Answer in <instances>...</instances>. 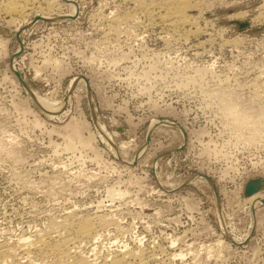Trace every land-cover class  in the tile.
Instances as JSON below:
<instances>
[{
	"label": "rangeland",
	"instance_id": "rangeland-1",
	"mask_svg": "<svg viewBox=\"0 0 264 264\" xmlns=\"http://www.w3.org/2000/svg\"><path fill=\"white\" fill-rule=\"evenodd\" d=\"M6 1L0 243L102 214L115 222L100 256L144 247L159 264H264V201L244 195L264 177V132L246 141L264 112V0H198L177 30L161 20L166 0H21L23 14Z\"/></svg>",
	"mask_w": 264,
	"mask_h": 264
},
{
	"label": "bare ground",
	"instance_id": "bare-ground-1",
	"mask_svg": "<svg viewBox=\"0 0 264 264\" xmlns=\"http://www.w3.org/2000/svg\"><path fill=\"white\" fill-rule=\"evenodd\" d=\"M20 1L21 0H11V1L9 0V2L6 1L5 3L8 2V4H5L6 10L9 12L12 11L14 13L17 12L19 14L20 13L23 14L22 12L25 10L26 5L24 6ZM48 2H49V0H48ZM162 2H163L162 6H160V5L159 6L162 8L164 7L165 12L161 14V20L164 22L170 23V25L173 26L174 27L173 29H175V30L184 27L188 23H193L194 22L193 12L198 10V8L201 7V6L199 7L200 2L198 3V0L197 1L196 0H166V1H162ZM54 3L52 2V4H54ZM49 6H51L50 2H49ZM150 23H152V22H150ZM196 27H198V26H196ZM189 31H191V30H189ZM196 33H198V32L196 31ZM14 66L16 67L15 62H14V64L11 63L12 69H15L17 71V69ZM205 68H206V66H205ZM31 90L32 89L30 88V91ZM32 92L35 95V99L38 101V103L40 102L48 108L47 111L49 113L52 114V113L60 111V109L55 106L57 104L52 105V103H54V102H50L44 96L36 93L33 90H32ZM261 125H264V112L262 114V117L259 118V122L255 124L254 131L252 132V134L246 137L247 138L246 141L256 142V140H258V137L262 136L261 134L264 131L260 128ZM79 133H80V129H76L72 132V135L77 137V136H79ZM127 143L128 142H126V141L123 142L122 146L125 147L127 145ZM124 144H126V145L124 146ZM71 146H72V144H71ZM246 199H247V201H252V204L256 205L259 201H262L264 199V189L259 190L255 193L247 196ZM72 213H74V212H72ZM70 214L68 216H70ZM65 216H66V214H65ZM107 216L102 215V214H100V215L97 214L95 217H93V216H84L81 214V216H79L76 219H74L73 221H71L70 224H66L67 226H69V229L66 228L67 231L66 230H62L60 232L58 231L59 233L56 232L54 236H53V234L50 235L49 233H47L48 236L50 235L49 236L50 238H46L45 237L46 234H45V236L44 235L37 236L38 235L37 234L36 235L37 237L31 238L30 235L28 234L29 235V236L27 235L28 237H25V235H24L21 237V239L20 238H19V240L16 239L17 241L15 243H12V244H11V242L10 243L9 242H7V243L3 242L5 244L0 243L1 244L0 245V264H10L11 262H13L15 264H23V261L25 259L27 260V261L25 260L26 264H45V262H43V260L39 259L40 261H38L35 258H33L34 256H32V253L33 254L38 253L39 255L44 256L43 257L44 260H45L46 256H50L51 258H50L49 262H47L48 264H149L151 262H153V264H159V262H160V257L158 256L159 253L157 254L156 251L153 252V251H150L149 249L144 248V247H139L136 250H131L128 248H125V249L122 248L119 250H115L113 252L111 251L112 250L111 249L107 255H104V256H100L101 254L98 255L97 251L95 250L97 248V243H96L97 241H95L96 238L98 236H99V238L102 237L103 230L108 226V224L111 225L110 224L111 222H113V223L115 222V221H112L111 217L109 218ZM67 219H69V218H67ZM65 221H66V219H64V221H62V224L63 223L65 224ZM66 223H69L68 220L66 221ZM121 229H122V227H121ZM46 230H47V228H46ZM51 230H53V229H51ZM38 233H39V231H38ZM39 235H41V234H39ZM119 235H121V234H119ZM93 238H95V239L92 242ZM86 242L87 243L92 242V244H90V245H93V246H90L91 251H93L92 254H89V253L87 254L86 251H84L82 249L84 247V246L82 247V245ZM124 246H126V244ZM87 248H88V246H87ZM111 248H113V247L111 246ZM179 250H181V249H179ZM171 254H172L170 256L171 259L174 258L176 255L178 257V254L180 256V253H176V251L172 252ZM182 254H181V256H182ZM168 255L169 254H167L166 257ZM163 260H164V258L161 261H163ZM181 262H183V261H181ZM13 263H11V264H13Z\"/></svg>",
	"mask_w": 264,
	"mask_h": 264
},
{
	"label": "water",
	"instance_id": "water-1",
	"mask_svg": "<svg viewBox=\"0 0 264 264\" xmlns=\"http://www.w3.org/2000/svg\"><path fill=\"white\" fill-rule=\"evenodd\" d=\"M13 71L16 73L19 79L24 83L25 80L20 74V72L18 70L16 71L15 69H13ZM262 189H264V177H253L248 179V181L246 182L244 187V195L249 196Z\"/></svg>",
	"mask_w": 264,
	"mask_h": 264
}]
</instances>
